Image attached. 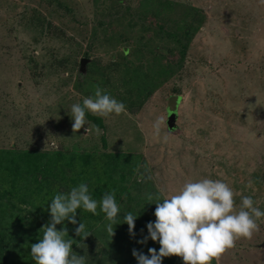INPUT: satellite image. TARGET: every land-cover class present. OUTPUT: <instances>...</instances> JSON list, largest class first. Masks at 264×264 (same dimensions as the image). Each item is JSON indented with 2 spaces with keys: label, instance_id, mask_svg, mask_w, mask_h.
Wrapping results in <instances>:
<instances>
[{
  "label": "rangeland",
  "instance_id": "1",
  "mask_svg": "<svg viewBox=\"0 0 264 264\" xmlns=\"http://www.w3.org/2000/svg\"><path fill=\"white\" fill-rule=\"evenodd\" d=\"M96 86L125 111L104 118L86 110L100 125L85 119L73 133L71 106L94 97ZM0 120L3 149L126 156L107 172L119 207L114 235L105 214L86 239L66 226L65 240L86 264H138L134 249L158 252V242L140 243L154 203L188 181L221 180L235 211L250 196L264 212V0H0ZM63 170L68 178L78 169ZM83 184L90 196L99 190ZM16 207L34 218L24 231L42 238L51 218ZM128 212L138 216L131 235ZM256 222L251 239L212 264H264V216Z\"/></svg>",
  "mask_w": 264,
  "mask_h": 264
},
{
  "label": "clouds",
  "instance_id": "2",
  "mask_svg": "<svg viewBox=\"0 0 264 264\" xmlns=\"http://www.w3.org/2000/svg\"><path fill=\"white\" fill-rule=\"evenodd\" d=\"M86 110L108 118L124 112L125 105L96 86L94 97H86L82 104L71 106L73 133L86 125ZM164 123L163 118L154 121L155 135L159 136ZM152 199L149 195L148 200ZM154 204L155 222L147 224L148 236L140 243H146L150 238L158 242L160 248L158 252L150 248L149 255L134 249L132 255L138 264H162L163 258L173 256L182 258L183 264H212L214 259L218 261L223 253L233 248L236 240L251 239L259 230L257 219L264 216V212L254 207L250 196L243 197L239 211H235L233 190L225 182L209 178L185 182L177 194ZM97 207L98 202L92 199L87 185L83 183L68 193L56 194L50 202L51 219L42 228L43 237L31 245V258L35 264H86L83 256L73 252L72 239L65 240L67 228L57 230V225L64 221L76 225L78 209L83 208L95 215ZM99 207L110 221L107 231L112 237V225L119 213L115 194L110 191L104 193ZM137 218L131 212L124 215L130 235L134 234ZM75 235L85 239L89 236L82 222L76 227Z\"/></svg>",
  "mask_w": 264,
  "mask_h": 264
},
{
  "label": "trees",
  "instance_id": "3",
  "mask_svg": "<svg viewBox=\"0 0 264 264\" xmlns=\"http://www.w3.org/2000/svg\"><path fill=\"white\" fill-rule=\"evenodd\" d=\"M85 119L100 125L88 114ZM64 157V154L56 151L16 153L0 150V264H35L31 258V245L38 243L40 238L34 233L27 234L28 232L24 231V226L33 223L34 218L19 216L16 204H27L30 207V214L51 218L50 202L56 194L68 193L81 183H89L99 189L91 196L98 202L97 214L81 208L77 210V224L74 228L70 227L73 224L68 221L61 225L66 227L70 224L69 227L75 234V227L79 226V223L82 222L85 225V232H88L101 221L104 213L100 210L101 198L98 195L115 188L116 182L107 172L114 170L117 172L119 167L123 166L119 162H125L126 156L103 155L99 158L82 154L72 155L69 159ZM65 160L69 162L65 164ZM66 167L70 172L78 169L77 173H70V177L66 178L63 170ZM40 206L42 208H39ZM14 239H18V244H14ZM80 239L82 237L75 235L76 241ZM15 246H21V250L17 256H10L9 250Z\"/></svg>",
  "mask_w": 264,
  "mask_h": 264
},
{
  "label": "crops",
  "instance_id": "4",
  "mask_svg": "<svg viewBox=\"0 0 264 264\" xmlns=\"http://www.w3.org/2000/svg\"><path fill=\"white\" fill-rule=\"evenodd\" d=\"M13 74V73H12ZM10 78V77H9ZM8 78V79H9ZM6 84V83H5ZM6 86V85H5ZM4 120L2 121V120H0V125H3L4 124ZM10 125V124H9ZM14 125H19V123H16V124H14ZM0 150H4V151H12V152H16V153H18V152H20V153H22V152H24V151H30V150H14V149H12V150H10V149H3V148H0Z\"/></svg>",
  "mask_w": 264,
  "mask_h": 264
},
{
  "label": "water",
  "instance_id": "5",
  "mask_svg": "<svg viewBox=\"0 0 264 264\" xmlns=\"http://www.w3.org/2000/svg\"><path fill=\"white\" fill-rule=\"evenodd\" d=\"M84 62H85V60L81 61L80 65H82ZM171 120H172V117L170 119L169 118L167 119L168 122H170ZM262 246H264V242L262 243Z\"/></svg>",
  "mask_w": 264,
  "mask_h": 264
}]
</instances>
